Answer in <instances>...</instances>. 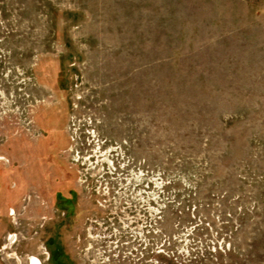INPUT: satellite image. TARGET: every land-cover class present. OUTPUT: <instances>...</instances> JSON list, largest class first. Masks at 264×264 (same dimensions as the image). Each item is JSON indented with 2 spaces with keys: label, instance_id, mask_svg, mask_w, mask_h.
I'll return each mask as SVG.
<instances>
[{
  "label": "rangeland",
  "instance_id": "obj_1",
  "mask_svg": "<svg viewBox=\"0 0 264 264\" xmlns=\"http://www.w3.org/2000/svg\"><path fill=\"white\" fill-rule=\"evenodd\" d=\"M264 264V0H0V264Z\"/></svg>",
  "mask_w": 264,
  "mask_h": 264
},
{
  "label": "bare ground",
  "instance_id": "obj_2",
  "mask_svg": "<svg viewBox=\"0 0 264 264\" xmlns=\"http://www.w3.org/2000/svg\"><path fill=\"white\" fill-rule=\"evenodd\" d=\"M33 264H41L39 260L33 258Z\"/></svg>",
  "mask_w": 264,
  "mask_h": 264
}]
</instances>
